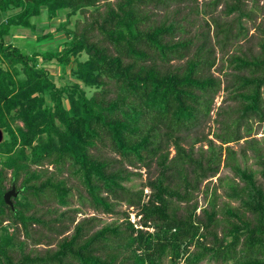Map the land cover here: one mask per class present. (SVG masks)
<instances>
[{
  "label": "trees",
  "instance_id": "obj_1",
  "mask_svg": "<svg viewBox=\"0 0 264 264\" xmlns=\"http://www.w3.org/2000/svg\"><path fill=\"white\" fill-rule=\"evenodd\" d=\"M99 1L0 0V129L7 134L0 142V264H264V184L255 183L254 172L240 165L226 145L242 138L240 126L243 133L250 132L248 120L263 123L264 131L263 44L249 59L230 56L233 70L246 73L231 74L230 94L239 100L238 114L214 136L220 144L217 151L207 140L205 153L194 156L196 139L188 148L183 140L208 114L211 95L219 89L217 80L198 75L213 63L204 34L179 70H162L158 64L187 57L192 41H173L175 30H181L175 21L146 24L141 7L161 0H116L114 7L106 4L103 13L97 10ZM241 1L224 3L226 14H244ZM218 2L212 0V5ZM88 7L95 12L89 20L67 29L68 18ZM42 9L46 19L64 11V21L55 31L65 40L57 49H35L51 41L49 33H34L33 22ZM15 29L34 34L30 55L6 40L13 39ZM81 54L85 59L80 60ZM38 59L61 68L72 63L68 73L60 75L69 80L56 86ZM80 85L91 94L87 96ZM15 120L21 125L12 127ZM250 142L245 143L264 181V148ZM103 146L116 159L91 152ZM222 150L223 166L232 178L217 179V187L236 206L217 209L216 187L209 194L205 187L207 206L195 215L192 192L217 173ZM43 164L55 173L66 169L75 176L95 211L113 214L118 203L137 209L138 227L124 212L120 223L95 231L83 220L55 249L24 253L23 241L15 238L17 225L26 237L30 225L45 224L35 214H26L33 207L30 198L47 192L58 205L67 204L69 188L62 179L49 175L39 180L43 171L38 167ZM151 166L156 174L142 185L149 190L142 201L141 188L132 192L122 183L135 174L127 168L148 171ZM5 171L10 172V184L22 175L20 200H11L13 210L2 201ZM176 202L185 205L181 213ZM62 217L59 214L55 221ZM3 221L8 226H2ZM15 250L18 257L12 255Z\"/></svg>",
  "mask_w": 264,
  "mask_h": 264
},
{
  "label": "rangeland",
  "instance_id": "obj_2",
  "mask_svg": "<svg viewBox=\"0 0 264 264\" xmlns=\"http://www.w3.org/2000/svg\"><path fill=\"white\" fill-rule=\"evenodd\" d=\"M116 0H102L96 5L99 13H103L106 8V4H110L114 7ZM231 0H219L216 5H212V0H161L159 3L149 2L142 8V14L146 19V24L158 25L160 23L167 24L171 20L179 24L181 30H175L173 41L177 38L185 39L190 38L192 44L189 48L187 57L181 60H171L166 64H158L162 70L176 71L179 70L186 58H190L193 54L196 46L202 42V34L205 38V47L210 50V57L213 59L212 66L208 69L203 67L199 71V76H210L219 82V89L211 95V103L209 106V112L198 123L188 137L183 140V147L188 148L190 144L195 140L193 144L194 156L198 152L206 151L207 140L211 141L214 145V150H218L220 145L217 139L214 138L216 134L221 133L224 124H229L234 118H236L238 112V99L232 98L230 94L231 89V74H246L242 70H233L232 64L228 63L230 56H238L249 59L251 56H255L260 52V46H264V0H242L239 5L242 15H239L237 11L226 14L224 3H229ZM64 12V11H63ZM63 12L58 11L56 16L51 19H46L45 12L43 9L40 12L39 17L33 22L35 23L34 33L35 34H51V41L42 45H36L35 49L48 51L57 49V45L65 40L62 32H56L57 26L64 21ZM95 13L93 8H86V10L79 14L76 12L71 15L66 21V28L72 29L74 22L77 21L78 26L82 25L83 22L89 20V16ZM222 30V31H220ZM227 33H226V32ZM95 34V32H94ZM13 39L6 38V40L14 46H17L20 50L24 51L27 55H30L34 50L31 42L34 41V34L26 29H15L13 31ZM93 39V38H92ZM60 46V45H59ZM85 59V55H80V60ZM40 67L47 70L49 79L56 85L65 84L69 78L64 79L60 76L62 73H68L72 63H69L65 68L55 66L53 63H44L38 59ZM19 78H23L22 74L19 73ZM80 87L86 91V95L91 94V90H87L85 87ZM206 98V97H205ZM66 104L65 101H63ZM264 105V102H263ZM10 125L13 127L20 126V122L15 120ZM251 130L248 134L243 133V127H239V133L242 138L237 142L226 144L235 153V160L246 168L254 172V181L257 185L263 186L264 181L259 176L257 170L259 165L256 164V159L252 157L251 151L247 148V141H253L259 148H264L263 139L264 131L262 129L263 123L257 124L254 120H248ZM205 138V139H202ZM2 139H7V134L2 131ZM247 140V141H245ZM225 145L221 146V149ZM169 157L172 155L171 148L168 149ZM101 154L104 157L115 158V155L111 153L106 147H101L98 150H91ZM244 152L245 157H242ZM28 153V149L25 150ZM224 150L220 152V163L218 166L217 173L210 178L204 179L197 191L192 192V201L196 203L195 215H200V210L206 207V198L203 197L204 188L207 187V193L216 187V208L219 209L223 204L230 206H236L235 202L228 201L224 198L222 192L223 189L217 187V179L221 178H232V173L223 166ZM3 159L0 156V161ZM115 166V164H114ZM35 167H31L33 169ZM65 168V167H64ZM134 175H131L128 181L122 184L129 188L132 192L142 189V201H146L149 194L147 187L142 185L149 177H153L156 174L154 166H151L148 171L144 168H127ZM38 170L43 171V175L39 180H43L45 176L52 175L55 179H62L64 185L69 188V194L67 196L66 205H58L52 197L47 193H41L37 199L30 198L33 203V207L30 208L26 214L33 213L40 218L44 225L32 224L27 229V236L19 230L15 232V238L18 241H23L22 251L29 254H42L45 250H53L56 247V243L64 236L72 234V230L76 223L85 221V225L90 231H95L101 228L105 224L109 223H120L123 220L122 212L127 214L128 220L134 223V227L137 226L138 217L136 215L137 209L128 207L124 203H118L115 207V213L106 214L99 211H95L90 206L87 196L76 179L75 176L70 174L68 170L63 169L60 173H55L52 166L43 164L38 167ZM22 175L14 183L15 190H19L20 193V182ZM37 183V182H35ZM4 188L9 189L10 187V172L5 171ZM18 193V194H19ZM17 194L18 200L20 197ZM13 198H11L12 200ZM175 202L174 200H172ZM177 213H181L182 208H185L184 203H175ZM189 206V205H187ZM59 214H63L62 218L55 221ZM217 219L221 218L218 213ZM221 224V223H220ZM2 226H8L6 221L2 222ZM61 232V230H63ZM148 231H151L149 228ZM216 231L220 232V226L216 228ZM61 232V233H60ZM17 250V249H16ZM12 253L14 257H18V252ZM198 264H211L206 262H200Z\"/></svg>",
  "mask_w": 264,
  "mask_h": 264
},
{
  "label": "water",
  "instance_id": "obj_3",
  "mask_svg": "<svg viewBox=\"0 0 264 264\" xmlns=\"http://www.w3.org/2000/svg\"><path fill=\"white\" fill-rule=\"evenodd\" d=\"M30 0H23V2H29ZM2 141V131L0 129V142ZM19 193V190H15L14 184L11 183L8 190H6L2 194V201L5 206L10 208V210H13V206L11 203V198H15L17 194Z\"/></svg>",
  "mask_w": 264,
  "mask_h": 264
},
{
  "label": "crops",
  "instance_id": "obj_4",
  "mask_svg": "<svg viewBox=\"0 0 264 264\" xmlns=\"http://www.w3.org/2000/svg\"><path fill=\"white\" fill-rule=\"evenodd\" d=\"M3 18L2 17H0V21L2 20ZM12 36H14V35H12ZM49 43V42H48Z\"/></svg>",
  "mask_w": 264,
  "mask_h": 264
}]
</instances>
